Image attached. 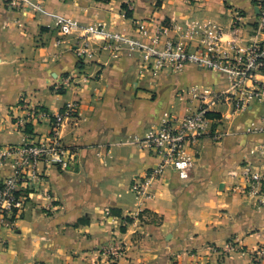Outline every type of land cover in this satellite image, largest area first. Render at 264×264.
<instances>
[{
  "label": "crops",
  "instance_id": "0c3cea01",
  "mask_svg": "<svg viewBox=\"0 0 264 264\" xmlns=\"http://www.w3.org/2000/svg\"><path fill=\"white\" fill-rule=\"evenodd\" d=\"M15 1L19 5L0 0V148L24 141L28 132L18 120L28 117L32 106L58 111L78 101L80 108L61 130L71 151L68 164L41 165L45 180L22 214L0 215V264H252V250L264 243V186L253 193L239 185L245 184L247 160L256 168L261 164L264 101L252 97L248 108L238 111L229 101L213 107L215 128L226 133L219 141L206 135L197 149H188L197 156L190 178L169 168L153 181L152 197L137 195L134 180L160 162L140 140L166 118L199 107L191 88L228 90V73L194 62L156 71L126 48L119 54L100 48L82 58L74 36L56 43V21L103 23L128 36L137 33L135 22L145 19L151 20L149 36L161 21L182 28L215 22L231 34L240 11L245 25L238 40L245 45L264 41V34L253 31L258 0ZM93 41L100 45L103 34ZM73 74H85L89 82L76 77L70 88L57 91L55 83ZM32 127L36 134L49 130L45 123ZM13 161L0 162V185L14 172ZM229 239L239 249L226 257L212 250ZM114 241L126 247L116 260L105 251Z\"/></svg>",
  "mask_w": 264,
  "mask_h": 264
},
{
  "label": "built area",
  "instance_id": "2783aa9c",
  "mask_svg": "<svg viewBox=\"0 0 264 264\" xmlns=\"http://www.w3.org/2000/svg\"><path fill=\"white\" fill-rule=\"evenodd\" d=\"M10 4L19 5V2L11 0ZM257 7L253 31L258 36L264 34V0H258ZM150 23L151 20L148 19L136 21L137 33L128 36L119 30H106L103 23L83 25L63 17L56 21L60 36L56 43L62 44L65 36H74L75 50L82 58H91L95 50L100 48L115 54L126 48L129 54L139 52L146 65L156 71L167 67L179 70L187 62L227 71L230 81L228 90L208 89L200 92L197 87L191 88L189 92L193 99L200 102L199 107L183 116L166 118L140 140L141 144L148 146L160 158L157 166L148 170L143 177L136 178L132 184V190L146 198L153 196L150 189L153 181L164 175L169 168L181 179L190 178L197 156L188 149H197L204 136L211 135L216 141L222 140L226 132L216 130L215 126L219 121L210 115L213 107L229 101L234 110L238 111L248 108L252 97L264 101V41H251L245 45L239 43L238 34L245 25L244 15L240 11L234 13L231 34L215 22L203 26L198 22H188L182 28L173 21H161L149 36ZM98 33L103 34L100 45L93 41L94 35ZM144 36H149L148 42L143 40ZM76 77L82 78L85 83L89 82V76L73 74L57 81L54 85L56 90L70 88ZM248 80L254 81L253 86L246 84ZM79 108L78 101L70 102L58 111H51L38 104L30 108L28 117L18 120L24 129L28 123L32 126L45 123L49 130L42 134L30 132L20 145L0 148V162L14 158L15 166L14 172L0 185L1 216L13 219L22 214L32 193L45 180V170L40 168L41 165L48 168L68 164L71 151L63 141L61 130L72 118H76ZM248 131L254 130L248 128ZM258 158L261 161L258 168L249 160L242 166L245 184L239 185L240 190L254 193L264 186V142L260 143ZM211 248L222 257L239 249L233 239H229L221 249ZM105 249L113 260L126 251L124 244L118 241L112 242ZM251 254L252 264H264V243L252 250Z\"/></svg>",
  "mask_w": 264,
  "mask_h": 264
},
{
  "label": "trees",
  "instance_id": "16d2710c",
  "mask_svg": "<svg viewBox=\"0 0 264 264\" xmlns=\"http://www.w3.org/2000/svg\"><path fill=\"white\" fill-rule=\"evenodd\" d=\"M98 1H110V0H98ZM123 6H124L125 8L127 7L126 4H124ZM126 15H127V16H131V15H132L131 11L127 9V10H126ZM62 91H63V90H61L60 92H62ZM210 115L213 116V114H211V112H210ZM25 129H26V131H27L28 133L33 132V127H32V125L29 124V123L26 124V128H25ZM128 220H130V218H128ZM122 229L124 230V229H125V226H122Z\"/></svg>",
  "mask_w": 264,
  "mask_h": 264
}]
</instances>
